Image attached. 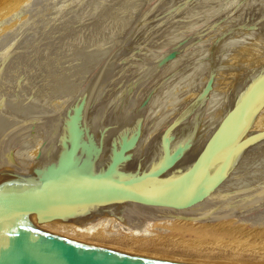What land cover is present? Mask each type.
Returning a JSON list of instances; mask_svg holds the SVG:
<instances>
[{
	"label": "bare ground",
	"instance_id": "6f19581e",
	"mask_svg": "<svg viewBox=\"0 0 264 264\" xmlns=\"http://www.w3.org/2000/svg\"><path fill=\"white\" fill-rule=\"evenodd\" d=\"M108 1L109 0H107L108 4L111 3ZM114 1H116V0H113V4L111 3L112 5L115 4ZM123 1H124V3H126L127 0L126 1L123 0ZM135 1L137 4L138 3L137 0H135ZM195 1H197V0H195ZM228 1H230V0H228ZM84 2H87V1H84ZM99 2L101 3V0H99L98 3ZM116 2L119 3V1H116ZM121 2L122 1H120V3ZM130 2H134V0L133 1L130 0ZM157 2H162V1L159 0ZM163 2L164 3L162 5H160V7L157 6L159 8V12H160L159 13L160 17L157 16L159 18L158 22L154 23V21H153V23H151V24L148 23L149 27L147 26L144 28V29H148L149 32L147 33V35L149 37L151 34H153L152 35L153 39L151 40L153 42L150 41V44L152 46L158 48L157 50H156V48H155V50H153V48H149L150 46L148 44L146 47H144L146 45L145 44L141 48L139 47L137 49V52H135V53L133 51H132L133 53L131 52L133 45H135L134 42L137 40V37H136L137 34L143 31L142 27H143V25L144 26L146 25V19L152 17L150 14H148L147 16H144V18H143V15L146 12L142 15V17L140 18L139 21L137 20L138 21L137 23L135 22L136 25H133L131 30L128 31L129 34L127 32L128 36H127L126 40L124 39V42H122L123 36H121V34H123L124 32L120 33L119 34L120 36L118 34H112L111 38L112 39L114 38V40H111L110 43L108 42V44L106 43L108 39L104 38V40L107 39L105 42V46L104 45L101 46L100 45L101 43L98 44V45H100L101 48H104V50L101 51L102 50L101 48L97 49V47H96V50H98V54L96 56H99L100 54H102L101 57L105 56V55L107 57L108 51L111 50L112 48H116V47H118L116 53L119 52V55H117L118 57L113 56L106 61L105 66H107V67L105 69H102V71H101L103 76L105 77V79L103 80L102 83H100L97 90H95L92 94H91V92H89L87 99L80 96V95H79L80 96V98H79V96L77 95L79 99L78 100L76 99L77 102L72 101V105H73V103H78L80 105V102L82 101V103L80 105L81 109L78 108V106L76 104H74V106H76L77 108L76 107L74 108V106H72L73 109H69V110H71L70 112L68 110L69 114H66L65 116H63V117H65V118H63V122L61 124L58 123L59 127L57 128L56 124H55L56 125L55 127L53 126V128L51 130H53L54 128H56L57 130L53 134V136H50L52 134L49 135L51 138L47 137L50 139H48L47 142H45V145H42L41 147H39L41 144L37 145V143H40L42 140V139L38 140V136L40 134H43V133H40L41 130L39 129L40 134L37 135L38 134L37 133L36 134L37 136H34V138L31 137L32 138V139H30V140H32L31 143L28 139L30 137L26 138V139H28V141L30 143V144L29 143L27 144L24 141L28 145V146L26 145L27 147L24 146L23 149H20L18 152L15 151V152H17V154H14V152L12 151L13 154L16 155V158H20V159L24 160V161H22V163L21 162L18 163L19 161L17 162V160H15L16 158L14 160L12 159V161H14V162H11L10 161L11 155L7 156V157H10L9 160L5 159V158H3V159L7 160V162L10 161V164L13 163V164L17 165L19 167L20 171H21L20 167H22V164H25V166L23 165L22 168L25 167V168L32 171L36 167L45 166V164L51 160L60 159L58 157L60 156V153L62 152L63 148L69 147L66 151L69 152L71 150V152H73L76 155V158H73V159L70 158V160H68V161H66V159L64 158L63 163H64V165H66V164L71 165L76 160H80L79 157L84 156L86 154V152L89 151L88 146L86 144V142H88V141H87V138L86 139L84 138V135H83V138L80 137V139H78V140H75V138L72 135H70L71 131L69 130V128L72 125H74L77 127L81 126L83 131L87 132L89 137H91L93 139L94 145H96L95 146L96 149H99L98 146L102 145V150H101L102 152L97 159L99 164H102V165L103 164L109 165L110 163L114 164L115 166L118 167V172L115 175H117V176H119L125 180L128 178L130 180L131 178L137 177L136 173H129L131 171H135L134 167H136V166L139 169H142L141 174H145L146 176L151 175L152 173L156 172L158 169H160L162 167L169 168L167 170L168 171L167 173L170 175L171 174L175 175L176 170H178V168L181 169V168L187 166L191 162L190 156L193 157L195 155V153L198 152L199 148H201L202 145L206 143L205 141L207 140V137H208L210 131L212 129H215V127L218 126V123L223 121L224 115L227 113L228 108L230 106H232V107L235 106V103L237 102V103H239L238 110H240V108H241V114L239 116L238 123H237L236 129H235V134H236L235 142L239 143V142L243 141L246 137H250V136L254 135V137L252 139H254V138L255 139L251 143V145L249 147L250 149H248V152L245 153V155L241 158V160L239 161V163L236 166L235 162H237V160H239V159L237 158V151L233 150L234 152L230 155L227 163L229 165H233L235 163V165L231 166V168L226 167L227 166L226 165L225 168L223 169V173L221 175V177H223V179L219 182V184H217L212 189L207 191L206 194L201 196V198L199 200H197L198 201L197 203H195V204L193 203L190 207L185 208V209H179V210L171 209V208H153V207H150L148 216L144 222L147 225H153L154 223L158 222L161 225L163 224L164 226H169V225H174V224L176 226V224H177V226L179 225L180 227H181V225H189V226L195 225V226L202 228L201 224L203 222V218L206 217L207 214L205 215V213H207L209 210H210V212L212 210V214H213V212L215 213V210H218V212L216 211V213L219 216V214H223V213L225 214V212H228L230 209L235 208L239 205L241 207V205L247 203L250 199H252L251 195L248 194V195L244 196L245 194H242L241 191H240L241 194L238 193V194H235L234 196H230V197L227 194V196L225 197V195H223L224 193H222V190H225V191L227 189L230 190L231 189L230 187H232V186L235 187L237 183L241 182L240 180L245 179L246 176L249 177L248 173L246 176H244L245 172H242L241 165H242L243 161L249 155L250 150H252L251 148L254 149V147L256 145H258L255 143L258 142L257 140L264 134V74H263V77H260L259 81H257L256 83L253 84V82L257 79V77H259L258 74H260L261 72L264 71V68H263L264 67V65H263V63H264V51L262 53L263 55L262 54L258 55V56L262 57V58L260 57L261 60H259V58L258 59L255 58L257 60V62H258V60L260 61V62H258L259 65L256 64V65H258V67L256 66L257 68H256L255 72L254 71L250 72V70L246 68L249 60L252 59V58H250L251 56L249 55V53L247 51L249 49H244L240 53V59L238 61L239 65H238V67L234 66V67H236V70L233 72L234 74L232 73V71H229L227 66H225L227 63L224 65L225 61L223 59L222 60L224 61V63L222 61L217 63L218 61H216L217 64H215V65L202 66V63L204 61L207 62L208 58L205 56L207 58V60H204L203 62H201L202 61V59L200 58V50L202 51L201 47L204 45L206 46L205 42L207 40L209 41L211 38L215 39L217 37V34L220 33L219 32L220 31L219 25H221L223 23L224 24L227 23L226 24L227 26L224 24H223V26L228 27V22L230 20L232 21L233 19H237V16L240 15L242 10H244L246 8V3H245L246 0H233L232 3H230V5L228 7L226 6L225 8H220V12L219 13L217 12V14H218L217 18L214 16L216 18L215 19L216 20V22H215L216 27H213V29L211 28V30H208V32L210 34L207 33V31H205L206 32L205 34H209L210 37H209V35L208 36L202 35V33L204 31L203 32L201 31L202 33L197 32L200 30H197L194 33H192V31L194 30L193 24L195 23L194 21L196 20V19L192 20V19H194V16H192V19L188 18L192 21H189L185 24H181L182 23L181 21H179V22H181L179 24L178 22L174 21L175 19L172 20V18L169 17L172 14L170 15V13H168V12L170 10H173V8L178 9L179 13L183 9V7L186 9V7L189 6V2H190L189 0H166V1L164 0ZM257 2L260 3V1H257ZM104 3H106V1ZM127 3H129V2L127 1ZM190 3H192V2H190ZM194 3H195L194 5H196V6H197V3L200 4L198 1H197V3L196 2H194ZM227 3H229V2H227ZM117 4H115V5H117ZM121 4L123 7L124 4L123 3H121ZM121 4H120V6H121ZM130 4H128V5H130ZM139 4H140V2H139ZM219 4L220 3H218V5ZM260 4H259V6H264L263 4H261V5ZM132 5H133V3H132ZM137 5L135 7H133V6L132 7L134 10L136 8L135 11L139 12L141 8H138V7H140L143 4L138 5V7H137ZM173 5H175V6H173ZM102 6H104V5H102ZM108 6H111V5H108ZM154 6L155 5H153V7ZM208 6H211V5H208ZM126 7L127 6H125V8ZM128 7H129V9L128 8L127 9L130 10V12H133L132 7L131 6H128ZM211 7L212 8H209V9L213 10L216 7V5L214 8H213V6H211ZM219 7H217V8L219 9ZM247 7H248V4H247ZM256 7L258 8L257 5H256ZM118 8H121V7H118ZM142 8H143V6H142ZM197 8L199 9V6ZM200 8H201V5H200ZM257 8H255V11H257ZM261 8L262 7H260V9ZM107 9H108V7H107ZM109 9L112 10L113 8L109 7ZM209 9L207 8V10H209ZM263 9H264V7H263ZM93 10H94V8H93ZM113 10H115V9H113ZM120 10H122V9H120ZM124 10L125 9L123 8V11ZM204 10H205V8H204ZM252 10H254V9H252ZM116 11H118V10H116ZM125 11H127V10H125ZM135 11L133 14L134 16L137 15ZM175 11H176V13L178 12L177 10H175ZM201 11L204 13L203 10H201ZM249 11H251V10H249ZM249 11H247V12H249ZM106 12H108V11H106ZM114 12L112 11L111 13H114ZM127 12H129V11H127ZM202 12H199V13H202ZM209 12H210V10H209ZM258 12L260 13V11H258ZM261 12H263V14H264V11H261ZM118 13H119V11H118ZM148 13H150V11ZM196 13L198 14V11ZM203 13L200 15L204 16L205 14L203 15ZM108 14H110V13H108ZM108 14L106 13V16H108ZM125 14H127V13L125 12ZM125 14H124V16H127ZM249 14H250V12H249ZM121 15H123L122 12H120L119 17ZM131 15L132 14H130V16ZM133 15L131 16V18L132 17H133L132 19L136 18ZM153 15H155V14L153 13ZM173 15H172V17H173ZM200 15H198V16H200ZM110 16H113V15H110ZM116 16H118V15H116ZM116 16H115L114 21H112L114 16L112 17V19H111L112 22L105 19V20L109 21V22H107L103 19L104 22H106V23H103V22H100V23H103L104 26L106 24H107V26H108V24H109V26L110 25L113 26L112 24H114V22H116V24L113 26V28L117 27V25H119V27H120L121 23L119 24L117 22L122 21V20H118L119 17L117 18ZM181 16H182V14H181ZM201 16H200V18H201ZM243 16L242 17L239 16V17H241L243 19ZM248 16L249 15H247V17ZM255 16H256V14H255ZM196 17H197V15H196ZM212 17H213V15H212ZM263 17L264 16H261L260 18H263ZM116 18L118 21L116 20ZM206 18H208V17H205V19ZM126 19H128V18L123 19V20H125V23H126ZM201 19L203 20V17ZM208 19H211V18H208ZM199 20L200 19L198 17L197 21H199ZM256 20H257V17H256ZM130 21H134V20H130ZM234 21H236V20H234ZM245 21H248V20L244 19V22ZM260 21H262V20H260ZM122 22L124 23V21H122ZM200 22H201V20H200ZM233 22H232V24L235 23V22L234 23ZM239 22L240 21L236 22L235 24H239ZM125 23L122 25H125ZM127 23H128V21H127ZM242 23H243V21H242ZM130 24L132 25V23H130ZM131 25L128 24V26H131ZM98 26L101 27V25H98ZM107 26H105L106 30H104V33L107 32L111 28L108 26L109 27V29H108ZM204 26H205L204 24L202 25V27L205 28L207 26V24L205 27ZM235 26L237 28V25H235ZM241 26H245V24L244 25L241 24ZM256 26H257V23H256ZM100 27L98 29L94 28V27L93 28L97 29V31H98L99 29H102V27L101 28ZM121 27H124V26H121ZM222 27H221V29L223 30V28H225V27H223V28ZM257 27H258L257 29H259V26H257ZM113 28H111V29L113 30ZM240 28H241V30L243 29L242 27H240ZM126 29L124 27L123 30L127 31ZM226 29L227 28H225V30ZM237 29H239V28H237ZM255 29H256V27H255ZM255 29L253 30L254 32H255ZM114 30H115V28H114ZM225 30H223V31L225 32ZM233 30H235V29H233ZM20 31H21V29H20ZM119 31L121 32V30H119ZM257 31L258 30H256V32ZM93 32H95V30ZM230 32L232 33V35H233V33H235V32H232L231 30H230ZM101 33L104 36H108V33L106 35L103 33L102 30H101ZM111 33H112V31L110 32V34ZM251 33H253V32H250V35H251ZM257 33H256V35L258 36ZM17 34L18 33H15L13 36L16 37ZM99 34H100V32H99ZM99 34L98 35L94 34V35H97V37H98ZM227 34L228 33H226V35ZM116 35H118V37L115 39ZM237 35L235 33V36H237ZM113 36H115V37H113ZM227 36L229 37V34ZM227 36H225V37H227ZM235 36H234V38H235ZM254 36H255V34H254ZM11 37L12 36H10V38ZM90 37H91V34H90ZM101 37H102V35H100L99 38H101ZM149 37H148V39H151ZM8 38L9 37H7L5 40H7ZM94 38H96V37H94ZM99 38H98L99 42L100 41L103 42L102 41L103 38H101L102 40H100ZM184 38H187L189 40L185 43L187 46L186 45L184 47L181 46L180 51L176 55V57H174L173 59L168 61L162 67H157V63L159 62L160 58L167 51L172 49L173 47L177 48V44ZM218 38H219V36H218ZM238 38L239 37L237 36V39ZM222 39H224V38H222ZM229 39L231 40V38H229ZM98 40H96L95 42L97 43ZM195 40L199 43V45H198V43H196L195 45L192 43ZM242 40H243V38H242ZM252 40H255V39H252ZM9 41L7 40L6 42L8 43ZM16 41H18V40H16ZM219 41H220V38H219ZM223 41H225V40H223ZM237 41L239 42V40H237ZM256 41H257V39L254 42L256 43ZM4 42H2V44ZM12 42L10 43L11 45H12ZM146 42H149V41L147 40ZM202 42H204L203 43L204 45H202ZM245 42H244V44H245ZM247 42H251V39H249ZM217 43L219 44L218 41H217ZM102 44H104V43H102ZM244 44H243V46H244ZM252 44H254V43L252 42ZM239 45L242 46L241 39H240ZM249 45H251V43L246 45V46H249ZM254 45H252V46H254ZM207 46H209V45H207ZM218 46H222V43H221V45H218ZM10 48H8L7 51ZM252 48H250V49H252ZM212 49H214V48H212ZM240 49H241V47H240ZM4 50H5V48H4ZM96 50L95 51L93 50L94 51L93 53L91 52L93 54V56H95L94 53L97 52ZM99 50H100V52H99ZM203 50H205V49H203ZM259 51H262V50H259ZM249 52L251 54L252 50H249ZM110 53H111V51L109 52V54ZM3 54H6V53H3ZM7 54H8V52H7ZM92 54H90V55L92 56ZM212 54H214V53H212ZM221 54H224V53H221ZM237 55L239 57V54H237ZM121 56L125 60L120 62V60L118 58H120ZM131 56H133L132 59H130ZM224 56H227V55L224 54ZM255 56H257V55H255ZM193 57H195L198 60V62H197V60L194 61L195 59H192ZM215 57L216 56H214V58ZM238 57H236V58L238 59ZM226 58H228V57H226ZM234 58H235V56H234ZM4 59H5V57H3L2 60H4ZM2 60H0V61L4 63L5 60L4 61H2ZM234 60H236V59H233V61ZM102 61H104V60H102ZM140 61H142V62H140ZM200 62H201V66H199ZM208 62H209V60H208ZM228 62H229V60H228ZM211 63H214V60ZM121 64L124 66H122ZM1 65H2V63H1ZM119 65L122 66L121 69L118 67ZM205 65H207V64H205ZM262 65H263V67H262ZM117 67L120 70H118ZM133 67H134V69H133ZM234 67L232 66L233 70H234ZM261 67L263 68V70H261L259 73V70L261 69ZM115 69H117V71ZM253 69H255V68H253ZM101 72L99 74H101ZM94 73H95V71H94ZM108 73L110 76H108ZM93 74H92V76L90 75L91 77L89 76L91 79L93 77ZM99 74L97 75V77H94V79L96 78V81L99 80V78L101 77V75H99ZM197 75L200 77V80H198V79H195V80H198L199 82L197 81V82H195L196 84H194V86H190L191 81L189 83V80H187V79L188 78L191 79V77H195V76L197 77ZM232 75H234V77H232ZM211 77H212V79L210 80ZM102 79H103V77L101 78V80L99 82H101ZM230 80H232V81L227 84V82H229ZM192 82H194V81H192ZM88 83H89V81H88ZM225 83L227 84V86L228 85L232 86V88L230 87L231 88L230 89L228 87L230 89V90L228 89L229 91L226 90V93L223 94V91H225V90H223L221 93L223 95H221V94L219 95L217 93L216 88L220 87V85H224ZM17 84H18V82H17ZM51 86H52V83H51ZM88 87L86 85L85 89ZM222 87H224V86H221V88ZM85 89L84 90L82 89V90L85 91ZM82 90H81V92H82ZM239 90H240V92H239ZM242 91H244V92L246 91V93H247L246 96L242 95ZM67 92H68V90L66 91V94H67ZM85 93H87V92L85 91ZM82 95H83V93H82ZM73 96H74V93H73ZM34 98L35 97H33V100H34ZM145 99H147V102L143 106L142 102ZM37 101H39L38 98H37ZM44 101H45V99H44ZM57 102H61V101L58 100ZM28 103L29 102H27V104ZM56 104H58V103H55V105ZM31 106H34V104ZM51 107L53 108V106H51ZM2 108H4V107H2ZM11 109H13V108H11ZM11 109H7V110H11ZM18 109H21V108H18ZM15 110L14 111L11 110V111L14 113ZM27 110H28V108H27ZM27 110H25V111H27ZM31 110H33V109H31ZM64 111H65V109H64ZM4 112L5 111H3L2 113H4ZM19 112L20 111H18V113ZM36 113H37V111H36ZM15 114H17V113L15 112ZM61 114H64V113H61ZM22 115H20V113L18 114V116H21V117H22ZM9 116H11V115H9ZM12 116H14V115H12ZM18 116H16V118ZM6 118H7V115H6ZM34 120H35V118H34ZM34 120H33V122H35ZM60 120L62 121V119H60ZM21 121L23 122V120H21ZM29 121H31V120H28V122ZM57 121H59V120H57ZM2 122L3 121L0 117V124ZM175 122H177L178 126L175 127L174 131L173 132L169 131V134H166L167 133L166 132L164 134V136L161 138V135L164 132V130L169 125H171L172 123H175ZM114 124L116 126H114ZM2 125H4V124H2ZM10 125L12 126V124H10ZM15 125L18 126V124H16V121H15ZM20 125L21 124H19V127L21 128ZM27 125L30 127L29 123L23 124L22 127H24V126L26 127ZM28 126H27V129H28ZM0 127H2V126H0ZM8 127H9V125H8ZM20 128L17 127V129H19V131H21V129H25V128H21V129ZM11 129H12V127H11ZM36 130L38 132V129H36ZM54 130H53V132H54ZM33 132H34V130L32 131V133ZM13 133L11 132L12 135H13ZM15 133H17V132L15 131ZM9 134H10V132H9ZM44 135H45V133H44ZM167 135H169V136H167ZM45 136H43L44 141H46ZM24 137H25V135H24ZM24 137L21 136V138H23V139H24ZM21 138L20 139L18 138V139L21 140ZM261 138L263 139V137H261ZM3 139H1V140H3ZM58 139L60 140L59 143H58ZM43 142H41V143H43ZM261 142H263V140ZM5 143H6V140H5ZM25 143H23V144H25ZM8 144H10V143L8 142ZM23 144H20V145H23ZM6 145H7V143H6ZM7 146H9V145H7ZM5 148H7V147H5ZM16 148H15V150H16ZM256 148H258V147L256 146ZM256 148H255V150H256ZM38 150H39V152H38ZM64 150H65V148H64ZM10 152H11V150H10ZM6 153H7V150H6ZM73 153H72V156H73ZM34 155L35 156L38 155V159H37L38 162H34V163H36L35 165L26 166V163H24V162H28L29 160H32L33 159L32 156L36 160V157ZM128 156H130V157L127 158ZM27 157L28 158L31 157L32 159L29 158V160H28ZM84 157H86V156H84ZM25 158H26V160H25ZM91 158H92V155H91ZM2 160H1V163H2ZM83 161H84V163H85V161L88 163L89 159L88 160L83 159ZM7 162H6V164H7ZM30 162H33V160ZM31 164H33V163H31ZM0 167H1V165H0ZM3 167L4 166H2V168ZM8 167H12V166L10 165ZM13 167L9 168V170L13 169ZM25 168L23 170L26 172L27 169H25ZM3 169H2V171H3ZM15 170L19 171L18 168H16ZM29 170H27V174H28ZM136 170H138V169H136ZM14 171H12V172H14ZM25 172H23V173H25ZM18 173H21V172H18ZM119 173H121V174H119ZM10 174H13V173L10 172ZM16 174L17 173H15L13 175H16ZM24 175L25 174H23V176ZM263 187H262V191L261 192L259 191L261 194H262V192H264ZM260 188H261V186H260ZM258 189H259V187H258ZM248 191L247 192L250 193L251 190H248ZM232 192H235V191L231 190V193ZM254 192H256V191L254 190ZM227 193H229V192H227ZM239 195H241L240 198H238ZM255 196L256 195H254V197ZM254 203H255V201H254ZM249 206H251V205H249ZM215 207H217V208L214 209ZM238 209H239V207H238ZM210 212H208V214ZM203 214H204V216H203ZM213 215H211V216H213ZM209 216L210 215H208V217ZM213 217H215V215ZM232 217H234V215H232ZM104 218H109V217L108 216H100L96 220H94L93 222L88 223V224H84V225H80V226H75L71 223H65V222H57V223L47 222V223L41 224L39 226V228L46 230V231H50L52 233L62 235L64 237L79 240L82 242L98 244V245L107 246V247H121V248L124 247L122 249H126V250L129 249L130 251H135V252L144 251V252L151 253L155 256L164 257V258H171L173 260H178V261L183 260V261L206 262V263L212 262V263H216V264H264V255L263 254H262L263 256L254 255L253 253L239 255V254H236L235 252H233L231 249L224 250L225 249L224 247H222V248L215 247V248H210V249H207V248L200 249L201 246H198V245H195V246H190V245L184 246V245H182L179 247L176 245V242L174 241L175 238H170L171 240L170 239H154V240H149V241H145V242H139L136 240H134V241H132V240L126 241L125 240L124 242H123V240H121L120 242L110 241V240L103 238V237H101L95 233V230H97V227H94V224L101 222L102 219H104ZM211 219H213V218L211 217ZM214 220H216V219H214ZM205 221H206V218H205ZM225 221H226V219H225ZM229 222H230V220H229ZM231 222H232V220H231ZM224 223H226V222H224ZM213 225H214V223H213ZM216 226H217V224H216ZM172 228H173V226H172ZM139 229H142V226ZM174 230H176V229H174ZM136 232H137V230H136Z\"/></svg>",
	"mask_w": 264,
	"mask_h": 264
},
{
	"label": "rangeland",
	"instance_id": "374dc122",
	"mask_svg": "<svg viewBox=\"0 0 264 264\" xmlns=\"http://www.w3.org/2000/svg\"><path fill=\"white\" fill-rule=\"evenodd\" d=\"M84 1H87V2H84ZM84 1L83 0H0V44H1L0 46L2 47V48L0 47V49H1L0 50V60H2L3 57H5V59H4L5 61L2 60V61H4V63L0 61L2 63V65L0 63V65H1L0 66V113L2 114V115L0 114V117L3 121L0 124V126H2V127H0L1 128L0 129V138L1 139L4 138L3 140L0 139V145H1L0 146V153H1L0 154L1 155L0 156L1 157L0 163H1V160L3 158L9 160L10 157H11L10 161L14 162V161H12V159L14 160L16 158V155H14V154H17V152L20 149H23L24 146L27 147L28 146L27 144L29 143V141H30V143L32 142V140H30V139H32L31 137L34 138V136H37L40 133H43V134H40L38 136V140L42 139L41 142H43L44 141L43 136L46 135L45 136L46 141H44L43 143H41V142L37 143V145L41 144L39 147H41L42 145H45V142H47V140L51 138L50 136H53V134L57 130L56 128H54L55 130L53 129L54 130V132H53V130H51L53 128V126L55 127L57 125L56 127L58 128L59 124H61L63 122V118H65L63 116H65L66 114H69V112L71 111L69 109H73L72 106H74V104L79 106L78 103H73V105H72V101L77 102V100L80 98V96H82V93H85V91L87 89V88L85 89V86L88 85V81L90 82V79H91L90 77L92 76L94 71H96V69L101 64V62H103L102 60H105L104 58H106V55L102 56L103 58L101 57L102 54H100L99 56H96L98 54V50H96V47H97V49H99V48H101L100 45L105 46V42L107 39H108L106 42L107 44H108V42L110 43L111 40H114V38L113 39L111 38L112 34H118L119 35L122 32L125 33V34L123 33L124 35L121 34V36H123V39L121 38L123 40L122 42H124V39L126 40L128 34H129L128 31L131 30L133 25H136V23L140 20V18L142 17V15L145 12L147 14L145 13L146 15L144 14L143 18H144V16H147L148 14H150L152 17L146 19V25L145 26L143 25V27H142L143 31L137 34V36H136L137 40L134 42L135 45H133L131 52L132 51L136 52L139 47L141 48L145 44L146 45L144 47H146L148 44L150 46L149 48H153V50H155L156 47H154L150 44V41L153 39V36H152L153 34H151L149 37L147 35V33L149 32L148 29H144V28L147 26L149 27V24L153 23V21H154V23L158 22V20H159L158 17H160V15H159L160 12H159L158 7H160V5H162L164 3L163 2L164 0H160L162 2H157L159 0H137L138 5L143 4L140 7H138L135 0H134V2H130V0H127L129 3H127L126 0H125L126 3H124L123 0H116V1H119V3H120V1H122L121 3L124 4L123 7H122L121 3H120L121 4V6H120V4L116 1H114V3L115 4L118 3V4L112 5L113 0L108 1V2H111L112 4L111 3L108 4L107 0H101L102 4L100 2L98 3L99 0H97V1L96 0H84ZM105 1H106V3H104ZM131 1H133V0H131ZM189 1L192 2V3L189 2L190 7L188 6V7H186V9L183 7V9L180 11V13H179L178 9L173 8V10H170L171 12L169 11L168 13H170V15L171 14L172 15L174 14V15H173V17H172V15L169 17H171L172 20L175 19L174 21L178 22L179 24L181 22H182L181 24H185L189 21L196 19L194 21L195 23L193 24L194 30L192 31V33H194L197 30H200L197 32H201V31L203 32L204 31L203 33L201 32L202 35L208 36L210 34L208 32V30H211V28L213 29V27H216V24H215L216 20L215 19L217 18V15H218L217 12L218 13L220 12V8H225L226 6L228 7L230 5V3H232L233 0H230V1L218 0L219 2L217 0H202V1L197 0L200 4H198L197 1H195V0L194 1L189 0ZM257 1H260V3L264 5L263 0H246V2H245L246 8L244 10H242L240 15L237 16V19H233L234 18L233 17L232 18L233 20L232 21L230 20L231 22L230 21L228 22V27L230 26L229 28L223 26L224 23L219 25V28H220L219 29L220 31L218 30L220 32V33H218L219 35L217 34V37L215 39L211 38L209 41L207 40L205 42L206 46L203 44L204 42H202V45H204V46H202V47L200 46L202 48V51L200 50V58L202 59L201 62H203L204 60H207V58L210 62L209 63L208 60H207V62L204 61L202 63V66H208V65L211 66V65H215L221 61L224 63V61H225L224 65L227 63L225 66H227L229 71H232V73H233L236 70V67H234V66L238 67V65H239L238 61L240 59V53L244 49H249V50H252L251 54H250L249 50H247L249 55L251 56L250 58H252V59L249 58L250 60L247 64L246 68L249 69L250 72L256 71V68L259 65L258 62H260L259 60H261L260 59L261 56H258V55L262 54L264 51L263 50L264 49V17L260 18L261 16H264L263 12H261V11H264V9H263L264 6H259L260 3ZM139 2H140V4H139ZM194 2L197 3V6L194 5L195 4ZM227 2H229V3H227ZM132 3H133V5H132ZM218 3H220V4L218 5ZM128 4H130V5H128ZM247 4H248V7H247ZM255 4L258 6V8L256 7ZM102 5H104V6L106 5V6L104 7ZM108 5H111V6H108ZM136 5L138 8H141L139 12L135 11L136 8H135V10L133 9V7H135ZM153 5H155V6L153 7ZM200 5H201V8H200ZM208 5L213 6V8L216 5V7L212 10V9H209L212 7L208 6ZM117 6L121 7V8H118ZM125 6H127V7L125 8ZM128 6H131V7L133 6L132 7L133 12H130V10H128L129 9ZM142 6H143V8H142ZM173 6H175V5H173ZM198 6H199V9L197 8ZM107 7H108V9H107ZM109 7L113 8L115 10H113V9L111 10V9H109ZM217 7H219V9ZM260 7H262V8L260 9ZM93 8H94V10H93ZM123 8L129 12L124 10L127 13V14H125V12L123 11ZM204 8H205V10H204ZM207 8L210 10V12H209V10H207ZM255 8H257V11H255ZM120 9H122V10H120ZM252 9H254V10H252ZM109 10L111 12L115 11L117 14L115 12L111 13ZM116 10H118L119 13ZM175 10H177L178 12L176 13ZM201 10H203L204 13ZM249 10H251L252 12ZM106 11H108V12H106ZM134 11L137 14L136 16L133 15ZM147 11L148 12L150 11V13H148ZM197 11H198V14L196 13ZM247 11H249L250 14ZM258 11H260V13ZM120 12H122L123 15H121L119 17ZM199 12H202L203 15L205 14L206 16L205 15L201 16L200 14H202V13H199ZM244 12L246 14L248 13L247 15H249V16L247 17V15ZM106 13L107 14L110 13V14H108V16H106ZM153 13L156 16L153 15ZM124 14L127 16H124ZM130 14H132L136 18L132 19L133 17L131 18L132 15L130 16ZM181 14L185 19L181 16ZM255 14H256V16H255ZM110 15H113L114 17L110 16ZM116 15H118V16H116ZM196 15H197V17H196ZM198 15H200L201 18L203 17V20ZM212 15H213V17L215 16L216 18L215 17L213 18ZM115 16L117 18L119 17L118 20H122V21H124V23H125V20H123V19L128 18V19H126V23H125V25L127 24L126 25L127 27L125 25H122V24H124L122 21L117 22L119 24L121 23L120 27L124 26L125 29L127 28L126 29L127 31L123 30L124 27H121L122 28L121 29L119 27V25H117V27H114L115 28V30H114L113 26L116 24V22H114V24H112L113 26H111V25L109 26V24H108V26L113 28V30L111 28L109 29V27L106 24L105 26H107V28L109 30L107 29L108 31L104 33V30H106V28L103 24V23H106V22H104V20L107 19L110 22H112V21H114ZM192 16H194V19H192ZM239 16H241V17L243 16V19ZM112 17H113V19H112ZM198 17L201 20V22H200V20L197 21ZM205 17H208L211 19H208V18L205 19ZM256 17H257L258 21L256 20ZM117 18H116V20H117ZM188 18H190L192 20H190ZM111 19H112V21H111ZM244 19H246L248 21L244 22ZM107 20H105V21H107ZM130 20H134V21H130ZM234 20H236V21H234ZM260 20H262V21H260ZM109 21H107V22H109ZM127 21H128V23H127ZM179 21H181V22H179ZM233 21L235 23L240 21L241 23L239 22V24H235ZM242 21H243V23H242ZM100 22H103V23H100ZM232 22L234 24H232ZM130 23H132V25ZM256 23H257V26H259V29H257L258 27L256 26ZM128 24L131 26H128ZM203 24L205 26L207 24L206 27L204 26L206 29L202 27ZM226 24H224V25H226ZM241 24L242 25L245 24V26H241ZM98 25H101V27H102V29L98 30L100 32V34L97 31V29L100 27ZM235 25H237V28H239V29H237ZM222 26L227 28L228 30L226 29L227 30L226 31L225 28H223ZM254 26L256 27V29ZM93 27L97 28V29H94ZM221 27L223 28V30H225V32L221 29ZM240 27H242L244 30L242 29L243 30L242 31ZM253 28L255 29V32H256V30H258L257 31L258 33L256 32L258 34V36L253 31L254 30ZM20 29H21V31H20ZM233 29H235V30H233ZM92 30L93 31L95 30V32L96 31L97 32L95 33ZM101 30L106 35L108 33V36H104L101 33ZM110 30L112 31L111 34H110V32H111ZM119 30H121V32ZM230 30L232 32H235L236 35L240 32L237 35L239 38L237 39V36H235V33H233V35L235 36V38H234V36L230 32ZM205 31H207V33H209V34H205L206 33ZM127 32H128V34H127ZM250 32H253V33H251V35H250ZM15 33H18L16 35V37L13 36ZM93 33L97 34V35L99 34V36L97 37V35H94ZM226 33L229 34V37L227 36L228 34L226 35ZM90 34H91V37H90ZM254 34H255V36H254ZM100 35H102L101 38H103V40L101 38H99ZM118 35H116V37L115 36H113V37H115V39H116L118 37ZM10 36H12L11 37L12 39L10 38ZM218 36H219L221 42L219 41ZM225 36H227V37H225ZM7 37L10 38V39L9 38L7 39L8 41L10 40L8 43L6 42L7 40H5ZM94 37H96L97 39ZM148 37L151 39H148ZM209 37H210V35H209ZM98 38L100 40H102L103 42H101V41L99 42ZM104 38H107V39L104 40ZM222 38H224V39H222ZM227 38L228 39L231 38V40L230 39L228 40ZM242 38H243V40H242ZM248 38L251 39V42H247L249 40ZM240 39H241L242 46L239 45ZM252 39H255V40L257 39L256 43L254 42L255 40H252ZM16 40H18V41H16ZM96 40H98L97 43L95 42ZM147 40L149 42H146ZM196 40H195V42L198 43L197 42L198 40L197 41ZM223 40H225V41H223ZM237 40H239V42ZM1 41L2 42L5 41V42L2 44ZM217 41L219 42V44L217 43ZM11 42H12V45L10 44ZM151 42H153V41H151ZM244 42H245V44H244ZM252 42L255 45L252 44ZM102 43H104V44H102ZM221 43H222V46H218V45H221ZM250 43H251V45L246 46ZM98 44H100V45H98ZM243 44H244V46H243ZM198 45H199V43H198ZM207 45H209V46H207ZM252 45H254V46H252ZM240 47H241V49H240ZM4 48L6 51L8 48H10L7 51L8 54L4 50ZM212 48H214V49H212ZM250 48H252V49H250ZM92 49L94 51L95 50L97 51L96 53H94L95 56H93V54H92L94 52ZM101 49H102L101 51L104 50V48H101ZM157 49L158 48H156V50ZM203 49H205V50H203ZM259 50H262V51H259ZM1 51L3 53H6V54H3ZM110 51H112V49L108 51L107 57L112 54V52L109 54ZM209 51L210 52L212 51V52L210 53ZM99 52H100V50H99ZM212 53H214V54H212ZM221 53H224L227 56H224V54H221ZM236 53L239 54V57ZM90 54H92V56ZM255 55H257V56H255ZM214 56H216V57L214 58ZM234 56H235V58H234ZM132 57L133 56H131L130 59H132ZM226 57H228V58H226ZM236 57H238V59ZM255 58L256 59L259 58L258 62ZM192 59H195L194 61L197 60L195 57H193ZM233 59H236V60L233 61ZM213 60H214V63H211ZM228 60L230 63L228 62ZM216 61H218V62L216 63ZM140 62H142V61H140ZM197 62H198V60H197ZM201 62L199 64V66H201ZM205 64H207V65H205ZM256 64H258V65H256ZM121 65L118 66L120 69L122 66H124V65H122V66ZM263 65H264V63H263ZM263 65H262V67H263ZM232 66L234 67V70H233ZM262 67H261V69H262ZM119 68H118V70H120ZM253 68H255V69H253ZM133 69H134V67H133ZM232 77H234V75H232ZM195 79L200 80V77L197 75V77L195 76V77H191V79L190 78L187 79V80H189V83L191 81L190 86H194V84H196L195 82H197L198 80H195ZM192 81H194V82H192ZM231 81L232 80L227 82V84L230 83ZM17 82H18V84H17ZM51 83H52V86H51ZM227 84L225 83L224 85H220V87L216 88L217 93L219 95L222 93L223 90H225V91H223V94H225L226 90L229 91L232 88V86H229V85L227 86ZM221 86H224V87L221 88ZM228 87L229 88L231 87V88L229 89ZM82 89L83 90L85 89V91H83ZM67 90H68V92L66 94ZM81 90H82V92H81ZM73 93H74V96H73ZM223 94H221V95H223ZM77 95L78 96L80 95L79 98ZM33 97H35L34 100H33ZM36 97L38 98L39 101H37ZM44 99H45V101H44ZM58 100L61 102H57ZM27 102H29V103L27 104ZM55 103H58V104L55 105ZM33 104H34V106H31ZM51 106H53V108ZM2 107H4V108H2ZM75 107L76 106H74V108ZM11 108H13V109H11ZM18 108H21V109H18ZM27 108H28V110H27ZM7 109H11L12 111H14L16 109L15 112L17 114H15V112L13 113L11 110H7ZM24 109L27 111H25ZM31 109H33V110H31ZM64 109H65V111H64ZM68 110H69V112H68ZM1 111L2 112L5 111V112L2 113ZM18 111H20L19 112L20 115H22V114L24 115V116L22 115L23 118L21 116H18V114H19ZM36 111H37V113H36ZM7 113L11 116L12 115H14V116L11 117ZM61 113H64V114H61ZM6 115H7V118H6ZM16 116H18V117L16 118ZM34 118H35V120H34ZM60 119H62V121ZM21 120H23V122ZM28 120H31V121L28 122ZM33 120L35 122H33ZM57 120H59L60 122ZM15 121H16V124H18V126L15 125ZM22 123L23 124L29 123L30 127L28 125H27L28 129H27V126L22 127L23 126ZM2 124H4V125H2ZM10 124H12V126ZM19 124H21L20 125L21 128H25V129H21L19 127ZM8 125H9V127H8ZM11 127H12V129H11ZM17 127L20 128L21 131H19V129H17ZM36 129H38V132ZM39 129L41 130L40 133H39ZM33 130H34V132L32 133ZM15 131L17 133H15ZM9 132H10V134H9ZM11 132L12 133L14 132L13 135L11 134ZM44 133H45V135H44ZM50 134H52V135H50ZM24 135H25V137H24ZM21 136L24 137V139L21 138ZM28 137H30V138H28ZM47 137H50V138H47ZM18 138L19 139L21 138V140H19ZM26 138H28L29 141ZM5 140H6L7 145H9V146L6 145ZM260 140L261 141L263 140V142H261ZM7 141L10 144H8ZM257 141L258 142H256L255 144H258V145H256L258 148H256V146L254 145L255 146V147L253 146L254 149L251 148L252 150H250L249 155L247 156V158L243 161V163L241 165L242 172H245L244 176H246L248 173L249 177L246 176L245 179L240 180L241 182L236 184L237 187L232 186V187H230L231 188L230 190H228V189L226 191L222 190V193H224L223 195H225V197L227 196V194L229 195V197L234 196L235 194L240 193V191L242 194H245L244 196H246L248 194L251 195L252 199H250L247 203L241 205V207L239 205L235 208L230 209L228 212H225V214L224 213L219 214L220 217L216 213V211L218 212V210H215V213L213 212L215 217H213L214 215L212 214V210H211V212L209 210L208 211V212H210L209 214H208V212L205 213V215L207 214L205 217L206 221H205V218H203V222L201 224L202 228L195 226V225H193V226L192 225H190V226L189 225H181V227H180L179 225L177 226V224H176V226H175V224L169 225V226H164L163 224L161 225L160 223L156 222L157 224L154 223L153 225H147L146 223H144L142 225V229H131L130 227H129L130 228L129 229L128 226L119 222L114 217H109V218H104V219H102L101 222L94 224V227H97V230H95V233L98 234L99 236L103 237V238L110 240V241H117V242H120L121 240H123V242L125 240L126 241L136 240L139 242H145V241L154 240V239L175 238L174 241L176 242V245L179 247L182 245H184V246L198 245V246H201L200 249L224 247L225 248L224 250L231 249L233 252H235L236 254H239V255L253 253L254 255L263 256L264 255V192H262V194L260 192L262 191V187L264 186V136H263V139L259 138ZM23 143H25V144H23ZM20 144H23V145H20ZM5 147H7V148H5ZM15 148H16V150H15ZM255 148H256V150H255ZM5 149L7 150V153H6ZM9 149L11 150V152ZM12 151L14 152V154ZM15 151H17V152H15ZM38 152H39V150H38ZM9 155H11V156L7 157ZM35 157H36V160L34 159L33 156H32L33 159L31 157H29L30 159L33 160V162H30L32 160H29V158L27 157V159L29 161L27 160L28 162H24V163H26V166L35 165L36 163H34V162H38V160H37L38 155ZM5 159H3L2 163L0 164L1 165L0 175H1V173L3 174L4 172L5 173L11 172L13 174L17 173L16 176H19L22 178L28 177V175L30 174L29 172H31V170L24 167L25 169L29 170L28 174H27V170L25 172L23 170L24 168H22L23 165L25 166V164H22V167H20L21 168V171H20L19 167L17 165H15L13 163L10 164V161L7 162V160H5ZM15 160H17V162L19 161L18 163H20V162L22 163V161H24L23 159H20V158H16ZM25 160H26V158H25ZM5 161L7 162L8 165L6 164ZM31 163H33V164H31ZM10 165L12 167L13 166L14 167H13V169L9 170V168H12V167H8ZM2 166H4L3 168L5 170L2 168ZM14 168L15 169L18 168L19 171H16ZM2 169H3V171H2ZM11 170L12 171L15 170L16 172L15 171L12 172ZM18 172H21V173H18ZM23 172H25V173H23ZM23 174H25V175L23 176ZM260 186H261V188H260ZM258 187H259V189H258ZM231 190L232 191L234 190L235 192H232L233 193L232 194ZM248 190H251L250 193H248L249 192ZM254 190L256 192H254ZM263 191H264V187H263ZM227 192H229V193H227ZM254 195H256V196L254 197ZM240 196L241 195H239L238 198H240ZM254 201H255V203H254ZM249 205H251V206H249ZM238 207H239V209H238ZM216 208L217 207H215L214 209H216ZM208 215H210V216L208 217ZM211 215H213V216H211ZM232 215H234V217H232ZM203 216H204V214H203ZM211 217L213 219H211ZM214 219H216V220H214ZM225 219H226V221H225ZM220 220L221 221L223 220V221L221 222ZM229 220H230V222H229ZM231 220H232V222H231ZM224 222H226V223H224ZM213 223H214V225H213ZM216 224H217V226H216ZM172 226L176 230H174L172 228ZM136 230H137V232H136ZM111 248L119 249L122 251H127L130 253H137V254H142V255L151 256V257L173 260L171 258H164V257L155 256L151 253L144 252V251L135 252V251H130L129 249L128 250L122 249L124 247H122V248L121 247H111ZM176 261H178V260H176ZM179 261H183V260H179ZM188 262L216 264V263H212V262H210V263L194 262V261H188Z\"/></svg>",
	"mask_w": 264,
	"mask_h": 264
},
{
	"label": "water",
	"instance_id": "95a60500",
	"mask_svg": "<svg viewBox=\"0 0 264 264\" xmlns=\"http://www.w3.org/2000/svg\"><path fill=\"white\" fill-rule=\"evenodd\" d=\"M187 41L184 38L177 44V48L167 51L157 67H162L176 57L180 47H184ZM192 43L196 44L195 41ZM116 51L117 47L112 48V54L98 66L87 85V93H83L82 97L87 99L89 92L92 94L103 82L105 77L101 71L107 67L108 59L118 57L119 52ZM118 59L120 62L125 60L122 56ZM98 74L101 77L96 81L94 77ZM263 74L264 71L258 74L253 84ZM246 94V91H242L243 96ZM146 102L147 99L142 105ZM236 103L228 108L223 121L210 131L206 143L193 157L190 156L191 162L178 168L175 175L168 174L169 168L162 167L146 176L136 166L135 171L129 173H136L137 177L125 180L115 175L118 172L117 166L111 163L102 165L97 161L102 145L96 149L87 132L81 126L72 125L69 130L75 140L83 138V135L87 138L89 151L83 154L86 157L81 156L80 160L71 165H64V158L66 161L76 158L71 150L66 151L69 147H64L65 150L63 148L58 157L60 159L34 168L28 177L22 178L10 173L0 175V264H205L130 253L64 237L39 226L47 222L80 226L100 216H108L131 229H139L150 207L179 210L197 203L201 196L223 179L221 175L226 165L231 168L236 163L237 166L255 139H252L253 135L239 143L235 142V129L241 114L239 103ZM177 126V122L169 125L161 138L166 132H173ZM233 150L237 151L239 160L229 165L227 162ZM83 159H89V162L84 163Z\"/></svg>",
	"mask_w": 264,
	"mask_h": 264
}]
</instances>
